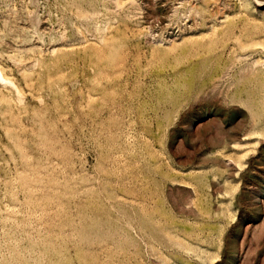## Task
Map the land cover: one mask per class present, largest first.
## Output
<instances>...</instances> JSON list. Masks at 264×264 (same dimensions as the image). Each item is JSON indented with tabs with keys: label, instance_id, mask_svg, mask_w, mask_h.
<instances>
[{
	"label": "rangeland",
	"instance_id": "1",
	"mask_svg": "<svg viewBox=\"0 0 264 264\" xmlns=\"http://www.w3.org/2000/svg\"><path fill=\"white\" fill-rule=\"evenodd\" d=\"M261 5L0 0V264H264Z\"/></svg>",
	"mask_w": 264,
	"mask_h": 264
},
{
	"label": "bare ground",
	"instance_id": "2",
	"mask_svg": "<svg viewBox=\"0 0 264 264\" xmlns=\"http://www.w3.org/2000/svg\"><path fill=\"white\" fill-rule=\"evenodd\" d=\"M261 7H264V5H261ZM0 77H1V79L2 80H4V81H6V79L3 77V75H2V73L0 72ZM8 82V81H7ZM7 84V83H6ZM10 84H12V83H10ZM13 85V84H12Z\"/></svg>",
	"mask_w": 264,
	"mask_h": 264
}]
</instances>
